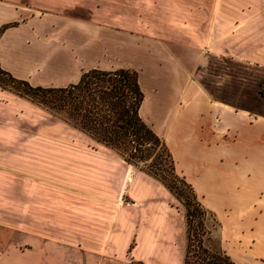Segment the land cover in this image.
Returning a JSON list of instances; mask_svg holds the SVG:
<instances>
[{
	"label": "crops",
	"instance_id": "0c3cea01",
	"mask_svg": "<svg viewBox=\"0 0 264 264\" xmlns=\"http://www.w3.org/2000/svg\"><path fill=\"white\" fill-rule=\"evenodd\" d=\"M0 67L43 87L92 68L137 71L140 116L221 220L223 248L264 264V0H0ZM13 100L31 106L0 90V212L19 195L28 246L0 259L183 264L184 214L162 182L52 114V127L13 123Z\"/></svg>",
	"mask_w": 264,
	"mask_h": 264
},
{
	"label": "trees",
	"instance_id": "16d2710c",
	"mask_svg": "<svg viewBox=\"0 0 264 264\" xmlns=\"http://www.w3.org/2000/svg\"><path fill=\"white\" fill-rule=\"evenodd\" d=\"M0 81L21 88L26 95L50 108L57 118L94 141L119 150L126 163L142 168L162 182L184 208L183 264H237L223 248L211 249L205 245V221L214 214L204 206L191 183L178 172L166 141L140 116L144 94L137 71L92 68L84 71L75 83L43 87L33 86L0 67ZM0 87L4 89L1 84Z\"/></svg>",
	"mask_w": 264,
	"mask_h": 264
},
{
	"label": "rangeland",
	"instance_id": "374dc122",
	"mask_svg": "<svg viewBox=\"0 0 264 264\" xmlns=\"http://www.w3.org/2000/svg\"><path fill=\"white\" fill-rule=\"evenodd\" d=\"M0 84L4 86V89H2L0 87V90H5L7 92H10L13 95V97L21 98L25 101H28L31 104V106H28V105H25L24 103H22L20 101H19V103H17L16 101L13 100V102H12V107H13L12 122L13 123L20 124V125H25V124L29 123V124H33L34 126L39 125L38 123H41L43 125H47L50 127L55 126L54 125L55 122L52 121L51 118H50V120L48 118L49 114L54 115L52 113L53 111L50 108L46 107L41 102H39L37 100V98L31 97L30 95H26L22 91L21 88H16L9 83H5V82L1 83V81H0ZM29 107H31V109ZM34 107L39 108L40 110H36V109H34ZM65 123H66V125L68 124L70 127H73L69 123H67V122H65ZM41 124L39 126H41ZM29 129H30V131L35 130L36 127H30ZM60 135H64V131L60 130ZM18 138H19V133L13 132V141L16 142L18 140ZM93 145L94 146H97V145L102 146L103 144H100V143L94 141ZM18 149H19V147L17 145L16 146L13 145V151H17ZM111 150L113 152L117 153L118 155H120L119 150L118 151H116L114 149H111ZM18 162H19L18 158L14 157L13 158V166L18 165ZM140 165L142 166L143 164H140ZM138 169L143 170L142 168H139V167H138ZM12 184H13V188H15L16 191H18V189H19L18 171L16 174H13ZM18 200H19V195L18 194L13 195L12 196V209L13 210H11L10 212H7V211L6 212H0V249L6 248L7 246H11V244H15L20 249H23V248L28 246L27 244H21L19 242L20 235H21L22 231L20 230L21 219H20V213L18 210V203H19ZM172 205L174 207H176L178 211H180L182 214H184V210H183L184 208H183L181 202H179L174 196L172 197ZM226 215H227V218H229V220L234 219L233 218L234 215L232 213L226 212ZM221 217L224 220L225 224L226 223L230 224V222H228L226 220V218H224V215H221ZM4 224L7 225L6 228L3 227ZM8 224L10 226H8ZM205 225H206V229H207V235L204 238L205 245L211 249H216L218 247L223 248V242H222V237H221L222 236V234H221V230H222L221 220H219V218H217V216L214 214V216H208L206 218ZM230 232L232 233V230ZM4 239H6V240H4ZM4 241H10L11 243H4ZM225 245L228 247L227 250H229L231 253H233V254L235 253L237 255H240L238 253V251H240L241 255H243V250H241L239 247H237V246H239L238 243L226 242ZM223 249L226 250L225 248H223ZM52 252L57 253V251L51 250V253ZM7 254H4L3 258L0 259V264H11L14 261H18L20 259H23L25 256V254L20 253L17 250L16 251H10V253L8 254V257H5ZM55 257L56 258H54V259H56L59 264L67 263V261L65 262L63 259H58L57 256H55ZM4 259L6 260V262H4Z\"/></svg>",
	"mask_w": 264,
	"mask_h": 264
}]
</instances>
